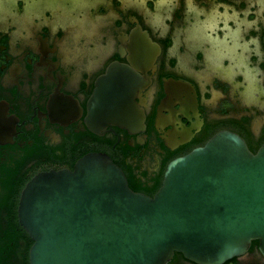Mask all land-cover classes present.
<instances>
[{"label": "flooded vegetation", "instance_id": "af4514ba", "mask_svg": "<svg viewBox=\"0 0 264 264\" xmlns=\"http://www.w3.org/2000/svg\"><path fill=\"white\" fill-rule=\"evenodd\" d=\"M110 66L133 74L108 87L130 121L89 114ZM223 131L264 144V0H0V264L24 262L17 207L36 174L101 153L152 197L171 162ZM222 264L264 256L252 241Z\"/></svg>", "mask_w": 264, "mask_h": 264}, {"label": "water", "instance_id": "95a60500", "mask_svg": "<svg viewBox=\"0 0 264 264\" xmlns=\"http://www.w3.org/2000/svg\"><path fill=\"white\" fill-rule=\"evenodd\" d=\"M117 76L133 74L107 69L90 100L93 118H136L126 96L109 91ZM17 219L32 240L29 264H167L175 253L222 264L252 241L264 256V144L252 153L237 134L219 132L171 162L152 197L131 190L107 155L87 154L72 170L32 177Z\"/></svg>", "mask_w": 264, "mask_h": 264}, {"label": "trees", "instance_id": "16d2710c", "mask_svg": "<svg viewBox=\"0 0 264 264\" xmlns=\"http://www.w3.org/2000/svg\"><path fill=\"white\" fill-rule=\"evenodd\" d=\"M17 228L26 236L27 245H26L25 250L23 251V261H24L23 264H29L28 259H27V252H28L30 245L32 244V240L29 238L27 233L20 226H18Z\"/></svg>", "mask_w": 264, "mask_h": 264}]
</instances>
